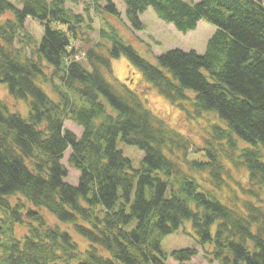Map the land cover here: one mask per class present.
<instances>
[{
  "label": "trees",
  "instance_id": "trees-1",
  "mask_svg": "<svg viewBox=\"0 0 264 264\" xmlns=\"http://www.w3.org/2000/svg\"><path fill=\"white\" fill-rule=\"evenodd\" d=\"M78 1L22 0L19 9L0 0V84L28 105L22 116L0 100V264H167L168 257L187 264L197 249L168 256L161 248L185 222L198 246H210V263L264 264V0H122L134 31L145 30L140 16L149 8L183 34L201 21L215 27L203 54L170 49L157 65L109 23L98 33L104 43L80 61L74 42L84 19L67 8ZM106 2L104 12L118 17ZM28 18L43 26L39 39L27 32ZM121 55L181 112H215L224 122L193 151L198 157L136 91L114 80L111 61ZM66 120L82 129L79 137ZM118 139L144 153L139 168ZM68 149L76 185L65 182ZM41 208L88 248L50 225ZM18 226L27 230L20 238Z\"/></svg>",
  "mask_w": 264,
  "mask_h": 264
},
{
  "label": "rangeland",
  "instance_id": "rangeland-1",
  "mask_svg": "<svg viewBox=\"0 0 264 264\" xmlns=\"http://www.w3.org/2000/svg\"><path fill=\"white\" fill-rule=\"evenodd\" d=\"M17 8H21L22 0H8ZM199 0H194L197 2ZM116 5L119 16L114 17L104 12L103 7L106 6V0H79L77 5H67L75 14L83 17L84 23L80 28L81 35L79 40L74 42V47L78 53V59L82 61L87 49L96 43L103 44L102 39L98 37L100 28L109 23L118 30L122 39L131 45L138 54L153 65H157L156 57L165 53L170 49H179L185 52L190 50L196 51L198 54H203L206 47V42L215 31V27L211 24L201 21L198 23L196 30L183 34L175 30L173 25L162 22L157 19L154 12L149 8L141 16L140 20L145 25L144 31H134L130 28L126 16L125 6L122 0H112ZM98 10V11H96ZM10 18V15H5L2 20ZM27 32L35 39H39L43 32V26L37 21L28 18L25 22ZM87 27H90L88 29ZM107 31L108 28L104 27ZM24 53L30 55V49L26 48ZM112 71L114 80L126 85L129 89L138 93L144 106L150 112L163 120L172 130L182 135L185 139L190 141V158L198 157L195 154L197 147H204L203 139L208 138L212 132L211 127L214 124H219L224 127V122L219 119L215 112H205L201 116H197L192 108H189V113L181 112L177 107L173 106L166 98L158 94L157 90L142 79V75L125 55L112 61ZM0 100L4 101L10 112H18L22 116L28 114V105L26 100L13 99L7 90L6 84H0ZM64 127L68 131L74 133L77 137L81 135L82 129L74 123L66 120ZM242 143V146L246 144ZM117 149L120 150L126 158L131 162L132 168L140 167L144 153L134 146L125 144L120 139L117 140ZM194 151V152H193ZM176 155L181 157L182 149L175 150ZM70 150L68 149L64 154L62 164L67 170V177L65 182L76 185L79 177V172L72 168L68 163ZM168 156L171 157L170 154ZM182 169L186 172L195 175V171H190L186 165L181 163ZM238 178L244 180L245 176L241 174ZM41 214L45 217L50 225L59 227L61 230L68 232L74 242H76L81 250L88 248V241L78 235L70 224L62 223L56 219L54 215L49 213L46 209H40ZM27 232L25 227H16V237L20 238ZM4 238H0V245L5 243ZM162 251L168 256L175 250L184 248H195L198 250V255L191 259L187 264H218L216 262H209L205 257L204 250H209L210 246L205 249L198 246L196 243V236L191 225V222H185L180 229L166 236L161 244ZM1 253V248H0ZM167 264H177L171 258H167Z\"/></svg>",
  "mask_w": 264,
  "mask_h": 264
}]
</instances>
